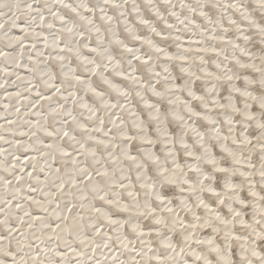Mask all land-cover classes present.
Here are the masks:
<instances>
[{
    "label": "snow or ice",
    "instance_id": "snow-or-ice-1",
    "mask_svg": "<svg viewBox=\"0 0 264 264\" xmlns=\"http://www.w3.org/2000/svg\"><path fill=\"white\" fill-rule=\"evenodd\" d=\"M0 264H264V0H0Z\"/></svg>",
    "mask_w": 264,
    "mask_h": 264
}]
</instances>
